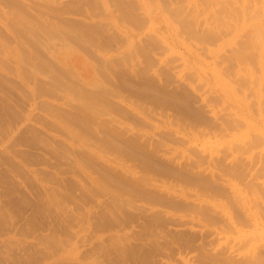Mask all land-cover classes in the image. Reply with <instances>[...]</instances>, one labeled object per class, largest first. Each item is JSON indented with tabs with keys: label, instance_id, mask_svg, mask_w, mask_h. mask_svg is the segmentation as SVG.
<instances>
[{
	"label": "rangeland",
	"instance_id": "obj_1",
	"mask_svg": "<svg viewBox=\"0 0 264 264\" xmlns=\"http://www.w3.org/2000/svg\"><path fill=\"white\" fill-rule=\"evenodd\" d=\"M262 6L0 0V264H264Z\"/></svg>",
	"mask_w": 264,
	"mask_h": 264
},
{
	"label": "bare ground",
	"instance_id": "obj_2",
	"mask_svg": "<svg viewBox=\"0 0 264 264\" xmlns=\"http://www.w3.org/2000/svg\"><path fill=\"white\" fill-rule=\"evenodd\" d=\"M262 7H264V6H262ZM258 9H259V8L256 9L257 11H255V13L258 12ZM263 10H264V8H262V11H263ZM260 13H261V12H260ZM258 14H259V13H258ZM258 14H257V15H258ZM261 14H262V13H261ZM263 14H264V13H263ZM252 15L254 16L255 14H252V13H251V16H252ZM75 52H76V51H75ZM75 52L72 51V52L69 53V52L67 51V53H66V55H65L64 58L68 59V58L70 57L71 62L73 63V65H72L71 67H72V68L74 67V69H75L76 73H78V76L80 77L81 81H84V82L87 83L88 85L91 84V83L94 84V82H95V78L93 79L94 76H93L92 67H91L90 64L86 61V59H83L82 56H80L79 54H77V53H75ZM69 65H70V64H69ZM95 70H96V69H95ZM186 95H187V93H186ZM163 98H164V97H163ZM163 101H165V100H163ZM86 106H87V105H86ZM84 107H85V106H84ZM74 108H75V107H74ZM78 108H79V107H78ZM87 108H88V107H87ZM84 109H85V108H84ZM79 110H80V109H79ZM81 110H82V106H81ZM90 110H91V108H90ZM90 110H89V111H90ZM64 111H65V110H64ZM198 111H199V110H198ZM81 112H82V111H81ZM84 112H85V111H84ZM86 112H87V110H86ZM67 113H68V112H67ZM87 113H88V112H87ZM84 114H86V113H84ZM87 115H88V114H87ZM202 117L205 118L204 116H202ZM202 117H201V118H202ZM206 120H207V123H208V119H207V118H205V121H206ZM165 121H166V120H165ZM203 121H204V120H203ZM103 122H104V121H103ZM103 122H102V123H103ZM170 122L172 123V121H170ZM102 123H101V124H102ZM104 125H105V124H104ZM107 125H108V124H107ZM169 125H171V124H169ZM100 126H102V125H100ZM113 127H115V126L113 125ZM168 127H169V128H172L171 126H168ZM104 128H106V127H104ZM176 128H177V127H176ZM117 129H118V128H117ZM126 129H128V128H126ZM174 129H175V127H174ZM108 130H109V129H108ZM115 130H116V129H115ZM175 130H176L177 132H180L179 128H177V129H175ZM106 131H107V130H106ZM110 131H111V128H110ZM97 132H98V131H97ZM104 132H105V131H104ZM120 132H121V131H120ZM125 132H126V131H125ZM167 132H168V131H167ZM170 132H172V131L170 130ZM117 133H118V131H117ZM205 133H207V132H205ZM119 134H120V133H119ZM119 134H118V136H119ZM167 134H168V133H167ZM173 134H174V133H173ZM115 135H116V134H115ZM122 135H123V134H122ZM134 135H135V134H134ZM136 135L139 136L138 134H136ZM171 135H172V134H171ZM118 136H117V137H118ZM129 136H130V135H129ZM140 136H141V135H140ZM124 137L126 138L125 135H124ZM135 137H136V136H135ZM114 138H116V137H114ZM119 138H120V140L122 139L121 137H119ZM129 138H131V137H129ZM137 138H138V137H137ZM117 139H118V138H116L115 140H117ZM139 139H140V138H139ZM143 139H144V138H143ZM170 139H171V138H170ZM122 140H123V142H124L125 140H128V139H122ZM132 140L134 141L135 139L131 138V141H132ZM145 140H146V138H145L144 140H142V141L144 142ZM147 140H148V138H147ZM128 141H129V140H128ZM128 141H127L126 143H129V144H130V142H128ZM157 141H158V140H155V141H154L155 143H154V142L151 140V143H154L153 146H155V147L157 146V144H158ZM113 142H114V141H113ZM119 142H121V141H119ZM119 142H118V143H119ZM134 142H135V141H134ZM126 143H125V145H126ZM137 143H138V142H137ZM137 143L135 144L136 146H137ZM145 143H146V142H145ZM147 143H149V141H148ZM147 143H146V144H147ZM159 143H160V141H159ZM113 144H114V143H113ZM123 144H124V143H123ZM133 144H134V143L132 142V145H133ZM138 144H139V143H138ZM140 144H141V143H140ZM140 144H139V146L142 147L143 145L141 146ZM142 144H144V143H142ZM107 145H108V144H107ZM109 145H110V146H108V147H110V149H112L111 147H112L113 145H111V144H109ZM121 145H122V144H121ZM135 145H134V146H135ZM144 145H145V144H144ZM147 145H148V144H147ZM158 145H160V144H158ZM115 146H117V145H115ZM122 146H123V145H122ZM122 146H119V145H118V149H119V147H122ZM136 146H135V148H137ZM139 146H138V148H139ZM108 147H107V146L105 147V145H104V148H108ZM126 147H128V144H127ZM145 147H146V146H145ZM157 147H158V146H157ZM114 148H115V147H114ZM114 148H113V149H114ZM123 148L125 149V147H122V149H123ZM129 148H131V145H130ZM132 148H133V146H132ZM143 148H144V147H143ZM143 148H142V149H143ZM75 149H76V148H75ZM78 149H79V148H78ZM80 149H81V147H80ZM118 149L115 148L116 151H117ZM126 149L128 150V148H126ZM151 149H153V148H151ZM154 149L156 150L157 148H154ZM154 149H153V150H154ZM102 150H104V149H102ZM105 150L107 151V149H105ZM138 150H139V151H137V149H136L137 152H140V148H139ZM144 150H145V149H144ZM82 151H83V150H82ZM82 151H81V152H82ZM84 151H85V150H84ZM118 151H120V149H119ZM123 151H124V150H123ZM128 151H129V150H128ZM131 151H135V150H131ZM131 151H129V152H131ZM55 152H56V151H55ZM79 152H80V151H79ZM129 152H127V151L124 152V153L126 154L125 157H127V156L130 155ZM142 152H143V151H142ZM76 153H77V152H76ZM122 153H123V152H122ZM132 153H133V152H132ZM132 153H131V154H132ZM134 153H135V152H134ZM120 154H121V153H120ZM73 155H74V154H73ZM80 155H81V153H80ZM80 155H79V156H80ZM123 155H124V154H123ZM146 155H147V154H146ZM150 155H151V154L147 155V158H149L148 156H150ZM55 156H57L56 153H55ZM74 156H75V155H74ZM77 156H78V154H77ZM103 156H104V155H103ZM121 156H122V154H121ZM133 156H134V155H133ZM133 156H132V157H133ZM61 157H62V156H61ZM97 157H98V158H101L102 155L99 153L98 155H96V158H97ZM130 157H131V156H130ZM151 157H152V155L150 156V159H151ZM74 158H75V157H74ZM74 158H72V159H74ZM128 158H129V157H128ZM55 159H56V158H55ZM55 159H54V160H55ZM58 159H59V155H58ZM76 159H78V158L76 157ZM81 159H82V157H81ZM81 159H80V160H81ZM110 159H111V158H110ZM110 159H108V158H106V159L103 158V160L105 161V164L109 163L108 165H110L111 168H112V163H111V162H112L113 160H110ZM120 159L122 160V158H120ZM123 159H124V158H123ZM152 159H153V157H152ZM59 160H60V159H59ZM74 160H75V159H74ZM74 160H73V161H74ZM97 160H98V159H97ZM57 161H58V160H57ZM57 161H56V162H57ZM77 161L79 162V159H78ZM98 161H99V160H98ZM104 161L100 160V162H102V163H103ZM122 161H123V160H122ZM152 161H153V160H152ZM54 162H55V161H54ZM58 162H59V161H58ZM60 162H61V161H60ZM106 162H107V163H106ZM94 163H96V166H97V164H98L99 162L97 163V161H96V159H95L94 162H93L92 164H94ZM71 164H72V163H71ZM99 164H101V163H99ZM99 164H98V166H99ZM105 164H103V165H105ZM116 164H117V163H116ZM58 165H59V164H58ZM72 165H74V164H72ZM79 165H80V163H79ZM79 165H77L78 168H79ZM89 165H90V164H89ZM141 165H142V164H141ZM166 165H167V164H166ZM75 166H76V165H75ZM77 166H76V167H77ZM94 166H95V165H94ZM110 166H109V167H110ZM151 166H152V165H150V166H148V167H151ZM76 167H75V168H76ZM106 167H107V166H106ZM113 167H114V165H113ZM116 167H118V166H116ZM163 167H165V166H163ZM107 168H108V167H107ZM111 168H110V169L108 168L107 170L112 171ZM120 168L122 169V171H123V170H125V171H127V170L129 171V170H130L132 173L135 172V171H133L134 169L130 168L129 166H127V165L124 164V163L120 165ZM70 169H71V168H70ZM70 169H69V170H70ZM73 169H74V168H73ZM73 169H72V171H73ZM112 169H113V168H112ZM114 169H115V168H114ZM103 170H104V169H103ZM168 170H170V169H168ZM65 171H66V169H65ZM74 171H76V170H74ZM114 171H115V170H114ZM114 171H113V174H114ZM102 172H103V171H102ZM102 172H101V173H102ZM119 172H120V171H119ZM54 173H56V172H54ZM54 173H53V174H54ZM115 173H116V172H115ZM121 173H122V172H121ZM103 174H104V172H103ZM116 174L120 176V173H119V174L116 173ZM49 175H50V174H49ZM107 175H108V174H107ZM109 175H110V174H109ZM57 176H58V175H57ZM121 176H122V175H121ZM50 177H51V176H50ZM61 177H62V176H61ZM51 178H52V177H51ZM58 178H59V177H58ZM51 180H52V179H51ZM64 180H65V179H64ZM65 181H66V180H65ZM53 182H54V181H53ZM56 182H57V181H56ZM61 183H62V181H61ZM64 183H65V182L63 181L62 184H64ZM65 185H67V184H65ZM70 185H71V184H70ZM57 186H58V185H57ZM69 187H70V186H69ZM59 189H60V188H59ZM68 189H69V188H68ZM63 191H64V189H63ZM61 192H62V191H61ZM61 192H60V193H61ZM66 192H68V191L66 190ZM69 192H70V191H69ZM69 192H68V194H69ZM157 192H159V191H157ZM157 192H156V194H157ZM160 192H161V191H160ZM172 193H174V192H172ZM62 194H63V193H62ZM65 194H66V193L64 192V194H63L62 196H64ZM70 194H71V192H70ZM70 194H69V195H70ZM158 194H159V193H158ZM59 195H60V194H59ZM66 195H67V194H66ZM90 195H91V194H90ZM161 195H162V194H161ZM163 195H164V194H163ZM163 195H162V196H163ZM67 196H68V195H67ZM166 196H167V195H166ZM163 197H165V196H163ZM167 197H169V196H167ZM170 197H171V196H170ZM155 198H157L156 195H155ZM158 198L161 199L162 197L160 196V197H158ZM163 199H164V198H163ZM167 199H168V198H167ZM171 199H172V198H171ZM157 200H159V199H157ZM165 200H166V199H165ZM168 200H170V198H169ZM159 201H160V200H159ZM172 202H173V200H172ZM180 202H181V201H180ZM180 202H179V205L181 204ZM176 204H177V203H176ZM184 204H185V203H184ZM101 221H102V219H101ZM105 221H106V220H105ZM96 223H97V222H96ZM100 223H101V222H100ZM100 223H99V224H100Z\"/></svg>",
	"mask_w": 264,
	"mask_h": 264
}]
</instances>
